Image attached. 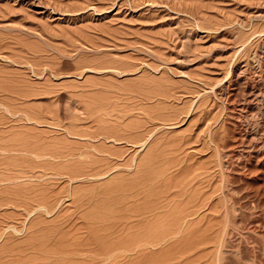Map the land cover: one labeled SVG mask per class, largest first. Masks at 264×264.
<instances>
[{"label":"rangeland","instance_id":"rangeland-1","mask_svg":"<svg viewBox=\"0 0 264 264\" xmlns=\"http://www.w3.org/2000/svg\"><path fill=\"white\" fill-rule=\"evenodd\" d=\"M262 110L264 0H0V264H264Z\"/></svg>","mask_w":264,"mask_h":264},{"label":"bare ground","instance_id":"bare-ground-1","mask_svg":"<svg viewBox=\"0 0 264 264\" xmlns=\"http://www.w3.org/2000/svg\"><path fill=\"white\" fill-rule=\"evenodd\" d=\"M32 1H33V0H32ZM35 1H36V0H35ZM32 4H33V3H32ZM33 5H34V4H33ZM113 6H114V5H113ZM72 90H73V89L71 88V91H72ZM70 102H72V101H70ZM262 111L264 112V110H262ZM262 111H260V112H262ZM261 114H262V113H261ZM263 114H264V113H263ZM123 139H124V138H123ZM126 140H127V139H126ZM29 146H30V145H29ZM97 146H98V145H97ZM30 147H31V146H30ZM94 147H95V146H94ZM100 147L103 148V146H100ZM22 148H24V147H22ZM97 148H99V147H97ZM102 148H100V149H102ZM107 148H108V147H107ZM26 149H28V147H27ZM30 149H31V148H30ZM30 149H28V150H30ZM33 149H34V148H33ZM35 149H36V148H35ZM28 150H27V151H28ZM97 150H98V149H97ZM103 150H104V148H103ZM106 150L109 152V151H110V148H109V149H106ZM106 150H105V152L108 153ZM31 151H32V150H31ZM99 151H101V150H99ZM34 152H36V153L39 154L40 151H39V149H38V151H35V150H34L32 153H34ZM105 152H104V153H105ZM109 153H111V152H109ZM109 153H108V154H109ZM38 154H36L37 157H38L39 155H41V154H39V155H38ZM33 155H35V153H34ZM42 155H43V154H42ZM44 155H45V157H46V154H44ZM44 155H43V156H44ZM109 155L113 156V152H112V154H109ZM43 156H42V157H43ZM38 158H39V157H38ZM40 158H41V157H40ZM93 262H95V261H93ZM95 263H96V262H95ZM92 264H94V263H92Z\"/></svg>","mask_w":264,"mask_h":264}]
</instances>
